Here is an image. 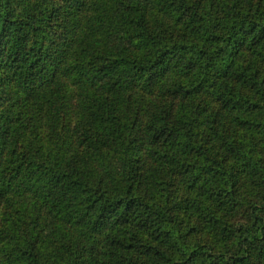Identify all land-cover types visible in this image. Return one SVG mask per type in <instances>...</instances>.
Here are the masks:
<instances>
[{
    "label": "trees",
    "instance_id": "1",
    "mask_svg": "<svg viewBox=\"0 0 264 264\" xmlns=\"http://www.w3.org/2000/svg\"><path fill=\"white\" fill-rule=\"evenodd\" d=\"M0 264H264V0H0Z\"/></svg>",
    "mask_w": 264,
    "mask_h": 264
}]
</instances>
